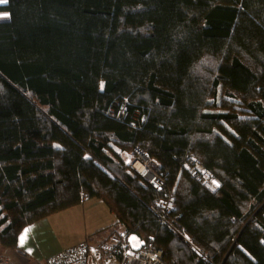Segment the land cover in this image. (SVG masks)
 Segmentation results:
<instances>
[{
  "label": "trees",
  "instance_id": "1",
  "mask_svg": "<svg viewBox=\"0 0 264 264\" xmlns=\"http://www.w3.org/2000/svg\"><path fill=\"white\" fill-rule=\"evenodd\" d=\"M2 13L1 248L98 200L114 237H153L168 264H264V0H8ZM121 102L137 128L110 115ZM133 147L165 193L124 167ZM191 157L220 192L190 177Z\"/></svg>",
  "mask_w": 264,
  "mask_h": 264
},
{
  "label": "built area",
  "instance_id": "2",
  "mask_svg": "<svg viewBox=\"0 0 264 264\" xmlns=\"http://www.w3.org/2000/svg\"><path fill=\"white\" fill-rule=\"evenodd\" d=\"M117 113L123 121L127 119L128 115H131L126 105H122ZM131 126L136 127V123L131 122ZM126 166L145 185L159 194L165 193L164 188L167 185V177L160 172L159 165L154 163L143 150L138 147L132 150ZM187 171L190 177L210 195L217 194L225 187L223 180L196 157H191ZM155 205L162 207V215L166 217L176 210V197L172 193L165 194V200L157 197ZM180 218V216H175L173 221L177 223ZM112 240L113 243L111 244L113 246L110 244L91 245L85 243L75 250H67L64 255L57 257V260L52 264H93V262L101 264L102 258L97 255L107 252L115 255L113 261L117 255L120 256L122 260L120 264H168L165 261L164 252L155 247L153 237L144 238L141 235L131 233L125 234L121 239L114 237ZM8 263L9 259L0 255V264ZM113 264H116L115 261Z\"/></svg>",
  "mask_w": 264,
  "mask_h": 264
},
{
  "label": "crops",
  "instance_id": "3",
  "mask_svg": "<svg viewBox=\"0 0 264 264\" xmlns=\"http://www.w3.org/2000/svg\"><path fill=\"white\" fill-rule=\"evenodd\" d=\"M1 15L4 14H0V16ZM90 206H93L94 213H97L98 211L103 212L106 215V220L98 222L95 226H93V231L90 230L89 232L85 233L87 234L85 239H91L97 231L109 227H115L114 225L118 224L117 216L113 212H111L110 209L101 201L89 200L73 209L78 210L81 216L82 211L87 210ZM104 206H106L108 211L107 209H105ZM69 214V212L65 211V213L62 212L56 214L41 222L35 223L27 227L22 232L21 237L19 239L20 251L12 249H3L0 247V255L9 259L8 264H45V261L48 257L56 253L58 254L59 251L64 249V246L70 243L69 240L74 238L75 235L78 236L80 234L69 229V227L72 226V223L74 221ZM116 230L120 231L118 234L123 231L122 227H119ZM108 233L97 236L99 238L98 241H103V237L105 236H111ZM113 233L114 236L117 235V231H113ZM85 239L81 240L80 244L83 243ZM21 242H23V246H21ZM65 242L66 245H64ZM67 248L68 247H66V249Z\"/></svg>",
  "mask_w": 264,
  "mask_h": 264
},
{
  "label": "rangeland",
  "instance_id": "4",
  "mask_svg": "<svg viewBox=\"0 0 264 264\" xmlns=\"http://www.w3.org/2000/svg\"><path fill=\"white\" fill-rule=\"evenodd\" d=\"M2 5V4H1ZM6 14V15H5ZM4 15H1V16H4V18L3 19H0V22H2V21H6L7 20V18H8V14L7 13H5ZM209 61H207V63H208ZM211 69L212 70H214L215 68H214V65H213V63H211ZM207 73H209V72H207ZM207 76H208V74H203V75H201V77H199L200 79H202V80H205L204 82H206V83H208L209 84V81H208V79H207ZM198 77V76H197ZM199 78H197L196 79V81H198L199 82ZM122 105H126L127 106V104L125 103V102H121V103H119V104H116V103H114V104H112L111 105V108L109 109V113H110V115L114 118V119H116V120H118V121H120V118H119V115H118V110H119V108L122 106ZM121 122V121H120ZM131 122H135L136 123V127L135 128H137V124H138V117H137V115H128V117H127V119L123 122V123H126V124H128L130 127H132L131 126ZM133 128V127H132ZM136 147H133L131 150H134ZM120 153H121V155L124 153V152H121V151H119ZM146 153V152H145ZM126 154V153H125ZM124 154V155H125ZM147 154V153H146ZM150 157V156H149ZM122 158L124 159V163H123V165H124V167H127L126 166V162L129 160V158H130V153H128V154H126L125 155V158L123 157V155H122ZM151 159V158H150ZM154 163H156L157 165H159L160 166V164L157 162V161H155L154 159H151ZM116 166H118V165H116ZM128 168V167H127ZM142 182V181H141ZM143 183V182H142ZM90 204V203H89ZM88 204V205H89ZM106 205V204H105ZM105 207V209H107L106 208V206H104ZM154 208V207H153ZM160 209V208H159ZM161 210H162V208H161ZM107 211H108V209H107ZM66 212H69L70 214V216L72 217V219L74 220L73 221V223H72V226L71 227H69V229L70 230H72V231H74V232H77V233H80L78 236H74V238H72L71 240H69L70 241V243L68 244V245H66V242L64 243V245H66V246H64V249H62L61 251H59L58 252V254L56 253V254H53V255H51L50 257H48L47 259H46V261H45V264H52L54 261H56L57 260V257L59 258L60 256H62V255H64V253L67 251V250H70L71 248H74V247H78V246H80L81 244H83V243H85V242H87V243H90L91 245H100V244H107V243H112L113 241H112V238L114 237V233L112 232V230H110V229H113V227H109V228H106L105 229V231H106V234L108 233V232H110V233H108V234H110L111 236H105V237H103V241H98L99 240V238L97 237V236H99V235H101V234H99V235H96V236H92V238L90 239V238H88V239H85V237H86V235L87 234H85V233H87V232H89L90 230L91 231H93L94 230V228H93V226H95L98 222H101V221H103V220H106V215L103 213V212H101V211H98L97 213H94V210H93V206H90L87 210H84V211H82V213H81V216H80V212H78V210H67ZM65 213V212H64ZM110 213V212H109ZM68 218H70V217H68ZM77 219H79V220H77ZM115 226V225H114ZM119 228V227H118ZM117 227L116 228H114V231L116 230V229H118ZM4 229V227L3 228H0V231H2ZM120 230V229H119ZM117 231V235H118V233L120 232V231ZM104 231V232H105ZM82 232V233H81ZM99 231H97L96 233H98ZM112 232V233H111ZM179 234H177V233ZM176 235H178V238H179V240L181 241V242H187V245L189 246H193V245H191L190 243H191V240L187 237V236H184V235H182V234H180L179 232H178V230H176ZM83 239H85V241L83 242V243H81L80 244V242H81V240H83ZM93 239H94V241H93ZM79 244V245H78ZM76 245V246H75ZM110 245H112V244H110ZM69 246H73V247H69ZM113 246V245H112ZM66 247H68L67 249H66ZM91 254H92V252H91ZM97 256H99V257H101L102 258V262H101V264H113V262L115 261V263L116 264H120L121 262H122V260H121V257L120 256H117L115 259H114V261H113V258L115 257V255L113 254V253H109V252H107V253H103V254H98ZM93 264H97L96 262H93Z\"/></svg>",
  "mask_w": 264,
  "mask_h": 264
},
{
  "label": "snow or ice",
  "instance_id": "5",
  "mask_svg": "<svg viewBox=\"0 0 264 264\" xmlns=\"http://www.w3.org/2000/svg\"><path fill=\"white\" fill-rule=\"evenodd\" d=\"M8 2V0H0V4H6ZM4 16H0V19H3ZM22 241H23V237H22ZM21 246H23V242H21Z\"/></svg>",
  "mask_w": 264,
  "mask_h": 264
},
{
  "label": "clouds",
  "instance_id": "6",
  "mask_svg": "<svg viewBox=\"0 0 264 264\" xmlns=\"http://www.w3.org/2000/svg\"><path fill=\"white\" fill-rule=\"evenodd\" d=\"M120 121H123V120L120 119ZM134 128H135V127H134ZM170 222H172V221H170ZM173 222H174V221H173ZM175 223H176V222H175ZM169 224H170V223H169ZM113 238H114V237H113ZM113 238H112V239H113ZM112 241H113V240H112ZM112 243H113V242H112ZM102 244H103V243H102ZM107 244H111V243H107ZM100 245H101V244H100Z\"/></svg>",
  "mask_w": 264,
  "mask_h": 264
},
{
  "label": "bare ground",
  "instance_id": "7",
  "mask_svg": "<svg viewBox=\"0 0 264 264\" xmlns=\"http://www.w3.org/2000/svg\"><path fill=\"white\" fill-rule=\"evenodd\" d=\"M2 14H4V13H2ZM203 163V162H202ZM204 164V163H203ZM209 168V167H208ZM220 192V191H219Z\"/></svg>",
  "mask_w": 264,
  "mask_h": 264
}]
</instances>
